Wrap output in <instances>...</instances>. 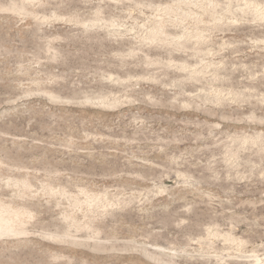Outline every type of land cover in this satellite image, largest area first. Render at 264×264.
Returning a JSON list of instances; mask_svg holds the SVG:
<instances>
[{
    "label": "rangeland",
    "instance_id": "374dc122",
    "mask_svg": "<svg viewBox=\"0 0 264 264\" xmlns=\"http://www.w3.org/2000/svg\"><path fill=\"white\" fill-rule=\"evenodd\" d=\"M0 264H264V0H0Z\"/></svg>",
    "mask_w": 264,
    "mask_h": 264
},
{
    "label": "bare ground",
    "instance_id": "6f19581e",
    "mask_svg": "<svg viewBox=\"0 0 264 264\" xmlns=\"http://www.w3.org/2000/svg\"><path fill=\"white\" fill-rule=\"evenodd\" d=\"M6 223V222H5Z\"/></svg>",
    "mask_w": 264,
    "mask_h": 264
}]
</instances>
